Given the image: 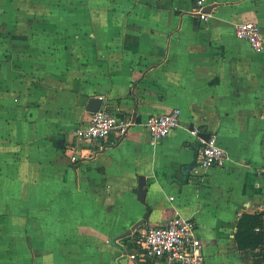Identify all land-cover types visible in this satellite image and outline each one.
Returning a JSON list of instances; mask_svg holds the SVG:
<instances>
[{
  "label": "crops",
  "instance_id": "obj_1",
  "mask_svg": "<svg viewBox=\"0 0 264 264\" xmlns=\"http://www.w3.org/2000/svg\"><path fill=\"white\" fill-rule=\"evenodd\" d=\"M196 1L85 4L100 21L64 18L54 36L8 22L35 34L0 37V264H167L136 237L176 215L196 221L205 264H264V244L236 240L243 214H264V51L236 36L252 21L264 38V0H207L206 21ZM92 98L134 120L125 135L77 137ZM175 109L181 125L154 142L147 119ZM193 129L215 137L225 166H197Z\"/></svg>",
  "mask_w": 264,
  "mask_h": 264
},
{
  "label": "built area",
  "instance_id": "obj_2",
  "mask_svg": "<svg viewBox=\"0 0 264 264\" xmlns=\"http://www.w3.org/2000/svg\"><path fill=\"white\" fill-rule=\"evenodd\" d=\"M207 0H197L192 13L206 21L209 14L205 12ZM236 36L247 40L256 53L264 51V38L260 26L252 21L239 24ZM181 111L175 109L170 113L151 115L145 124L151 139L160 142L174 129L181 125ZM132 125L130 120H118L110 105L104 102L100 109L92 113L90 123L76 131L83 143L105 141L112 133L125 135ZM192 134L199 139L197 166L202 169L223 167L228 161V153L216 143L214 136L204 139L200 130L193 129ZM137 244L142 247L145 257L151 260L163 259L167 264H205L203 244L198 236V227L194 219L176 215L166 224L153 225L136 237Z\"/></svg>",
  "mask_w": 264,
  "mask_h": 264
},
{
  "label": "rangeland",
  "instance_id": "obj_3",
  "mask_svg": "<svg viewBox=\"0 0 264 264\" xmlns=\"http://www.w3.org/2000/svg\"><path fill=\"white\" fill-rule=\"evenodd\" d=\"M106 3L107 0H0V37L8 39V36H12L18 39L24 36L22 33L29 31L24 29L19 30L18 28H8V22L12 26H16L14 20L18 23L22 20V22L26 23H48L50 24L48 25V30L53 33V36L56 32L58 33L60 31L58 25L64 18L69 22L74 19H79V23L99 22L100 18L93 16V13H88L86 10L82 12V6L87 4V6H91L89 8L93 9V7H96L97 11H99L98 7H105ZM14 5H18L19 9L24 11V14L19 15V13H13ZM76 6H79L80 10L78 9V11L74 13L77 9ZM73 8H75V10H72ZM19 16H23V19H19ZM99 16L102 17V14L99 13ZM29 33L34 35L35 30H30ZM79 33H85V31ZM68 36L71 35L64 34V37ZM1 42L4 43L3 41ZM14 47L23 48L18 45ZM5 50V53L8 52L7 48H5Z\"/></svg>",
  "mask_w": 264,
  "mask_h": 264
},
{
  "label": "trees",
  "instance_id": "obj_4",
  "mask_svg": "<svg viewBox=\"0 0 264 264\" xmlns=\"http://www.w3.org/2000/svg\"><path fill=\"white\" fill-rule=\"evenodd\" d=\"M236 240L240 249H255L264 244V214H243Z\"/></svg>",
  "mask_w": 264,
  "mask_h": 264
},
{
  "label": "water",
  "instance_id": "obj_5",
  "mask_svg": "<svg viewBox=\"0 0 264 264\" xmlns=\"http://www.w3.org/2000/svg\"><path fill=\"white\" fill-rule=\"evenodd\" d=\"M213 9V6H208L205 8V12L209 13L211 10ZM103 104V100L99 99V98H92L90 99L89 103H88V107H87V111L91 112V113H95L97 112L100 107ZM134 123V120L133 122ZM202 138L204 139H209L210 138V134H201L200 135ZM145 185H146V179L145 177L141 176L139 178V184H138V199L141 202H145L146 200V195H147V190L145 189ZM145 220H142L140 222H138L135 226L132 227V229L124 236H128L131 235L133 232H135L139 227H141L144 224Z\"/></svg>",
  "mask_w": 264,
  "mask_h": 264
}]
</instances>
